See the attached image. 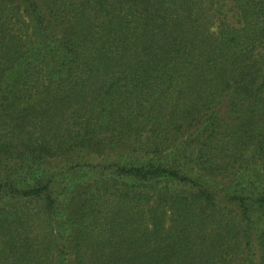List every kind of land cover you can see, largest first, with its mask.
<instances>
[{"label":"trees","instance_id":"16d2710c","mask_svg":"<svg viewBox=\"0 0 264 264\" xmlns=\"http://www.w3.org/2000/svg\"><path fill=\"white\" fill-rule=\"evenodd\" d=\"M0 0V264H264V0Z\"/></svg>","mask_w":264,"mask_h":264},{"label":"rangeland","instance_id":"374dc122","mask_svg":"<svg viewBox=\"0 0 264 264\" xmlns=\"http://www.w3.org/2000/svg\"><path fill=\"white\" fill-rule=\"evenodd\" d=\"M222 11H224V15L229 20V22L235 23L237 20V15L235 13V9L232 7L231 2L225 0Z\"/></svg>","mask_w":264,"mask_h":264}]
</instances>
